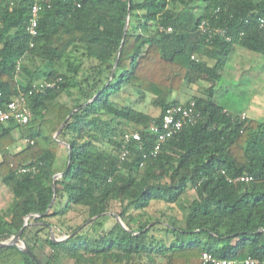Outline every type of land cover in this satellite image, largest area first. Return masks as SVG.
<instances>
[{
  "label": "trees",
  "instance_id": "trees-1",
  "mask_svg": "<svg viewBox=\"0 0 264 264\" xmlns=\"http://www.w3.org/2000/svg\"><path fill=\"white\" fill-rule=\"evenodd\" d=\"M33 3L0 0L2 102L61 80L28 96L26 124L0 123V177L13 195L0 209V240L16 235L29 216L21 238L34 255L5 246L0 264H215L203 252L236 264L262 260L264 121L229 113L215 88L237 47L264 56V0H50L36 37L28 32ZM208 15L225 35L198 30ZM35 59L45 66H30ZM204 81L209 86L186 101H196L201 120L150 157V126L184 103L174 93ZM126 86L138 90V102L150 95L160 114L112 99ZM15 129L26 140L19 151ZM132 130L144 144L132 143L121 162L123 136ZM22 166L35 171L21 173ZM243 174L253 180H235ZM154 205L163 207L153 214ZM72 213L84 222L99 217L81 228ZM110 216L113 225L103 228ZM52 232L70 236L57 241Z\"/></svg>",
  "mask_w": 264,
  "mask_h": 264
},
{
  "label": "built area",
  "instance_id": "built-area-1",
  "mask_svg": "<svg viewBox=\"0 0 264 264\" xmlns=\"http://www.w3.org/2000/svg\"><path fill=\"white\" fill-rule=\"evenodd\" d=\"M13 4V3H11ZM50 0H34L31 7V17L28 24V32L32 37L38 35V24L41 12L46 8L50 7ZM210 15V14H209ZM209 15L200 20L198 24V30L201 33L209 34L210 37L217 34L225 35L227 30L221 27L213 26ZM214 17V14L211 16ZM260 26L264 28V17L260 18ZM171 30V28H168ZM229 39V37H227ZM33 45V43H32ZM57 81H47L36 83L27 92H21L13 97V99L7 103H3V91L0 87V123L14 122L17 124H26L31 116L32 112L28 106V96L33 94L35 91H42L47 88H53L57 85ZM241 119L248 118L246 114L240 115ZM202 118V113L197 107L195 100L189 102L173 104L169 106L162 115L161 120L153 122L150 126L151 132L156 136L153 147L149 150L150 157H156L162 150L163 145L166 141L172 137L177 136L185 127L197 124ZM123 145L120 153V161L125 162L130 159L132 151L131 144L137 143L140 148L144 144V139L140 131L132 130L128 131L123 136ZM147 154L145 155V157ZM35 166H22L19 168V172H34ZM224 172V171H223ZM229 181L233 179L228 178ZM236 181L249 182L253 180V176L249 174H243L235 178ZM203 260L205 262H212L215 264H236L229 260H218L209 252H203ZM245 264H264V258L258 259H246Z\"/></svg>",
  "mask_w": 264,
  "mask_h": 264
},
{
  "label": "crops",
  "instance_id": "crops-1",
  "mask_svg": "<svg viewBox=\"0 0 264 264\" xmlns=\"http://www.w3.org/2000/svg\"><path fill=\"white\" fill-rule=\"evenodd\" d=\"M234 53L236 55L241 53L242 58H237L235 60ZM234 53V56L230 59L232 60V63H229L230 60L228 61L225 69L222 71V76L216 85L215 98L229 113L235 115L246 114L247 117L252 120L264 121V56L240 47H237ZM244 74H252L253 82H251V86L246 90H243L240 97H238L233 92L232 86L236 85V83L242 79ZM204 83L205 84H202L200 82L199 85L204 88L209 86L208 82L204 81ZM193 94L200 95L194 92H189L188 95H185L182 92L174 93L172 98L179 99L181 102H186ZM13 134L17 138L14 151H19L25 146L26 140L20 138L18 129H15ZM1 160L2 157L0 154V162ZM8 190L10 203L13 198V196L11 198V190L3 183L0 177V194H3L0 195V207L2 206V203H5L2 196L5 197ZM9 205L10 204H8L7 207Z\"/></svg>",
  "mask_w": 264,
  "mask_h": 264
},
{
  "label": "rangeland",
  "instance_id": "rangeland-1",
  "mask_svg": "<svg viewBox=\"0 0 264 264\" xmlns=\"http://www.w3.org/2000/svg\"><path fill=\"white\" fill-rule=\"evenodd\" d=\"M235 54V53H234ZM234 54L232 55V57L234 56ZM235 60L237 58H242V54L238 53L237 55L235 54L234 56ZM229 63H232V60L229 61ZM29 65L32 66L33 68H35L36 70L38 68H41V67H44L45 65L40 61V60H33L31 62H29ZM41 81V80H39ZM223 82V81H222ZM221 82V83H222ZM251 82H253V79H252V74H244L242 79L236 83V85L232 86L233 88V92L238 96L240 97V94L243 90H246L247 88H249L251 86ZM202 84H205L204 82H201ZM202 87L201 85H195V87H192L190 89H186L185 91H183V93L185 95H188L189 92H194V93H198V94H201L202 93ZM179 93H182V92H179ZM139 92L138 90L135 88V87H132V86H126L124 87L120 92H118L117 94H114L112 96V99L122 103V104H127V105H132V106H135L137 107L138 109L140 110H143L145 112H148L154 116H158L160 114V109L159 108H155L150 102H151V96L149 95L147 97V99L144 101V102H138V99H139ZM62 99L64 101H69V97L64 94L62 96ZM67 158V148L66 146L64 145L63 146V149H62V152H61V160H62V163L65 162ZM10 194H11V198H12V193L10 191ZM0 195H3V194H0ZM3 197V201L5 203H2V206L0 207V209H5L7 207L8 204H11V202L9 203L10 201V197H9V190L7 191V194L6 196H2ZM194 197V192L192 190H190L188 192V195H187V198L188 199H192ZM163 205H154L152 207V212L153 214L155 213V211L157 209H160L162 208ZM116 208H118V206H116ZM112 214L114 212H111ZM175 213L179 216V217H182V209L180 208V206L176 205L175 206ZM114 214H117V213H114ZM153 214H149V215H152L154 217ZM74 214H70L69 217L73 218ZM76 222H79V223H82L81 224V228H84L86 227V225L91 222V221H83L82 219H76V218H73ZM93 221V220H92ZM114 223V218L113 217H106L103 219V228H110ZM80 228V229H81ZM99 228V227H98ZM86 229V228H85ZM100 229V228H99ZM59 238H62V237H59ZM61 264H71L69 260L65 259L62 261Z\"/></svg>",
  "mask_w": 264,
  "mask_h": 264
},
{
  "label": "water",
  "instance_id": "water-1",
  "mask_svg": "<svg viewBox=\"0 0 264 264\" xmlns=\"http://www.w3.org/2000/svg\"><path fill=\"white\" fill-rule=\"evenodd\" d=\"M129 1H130V0H129ZM128 26H129V18L127 19V22H126L125 32L128 30ZM120 51H121V48H120ZM119 56H120V53H119L118 58H117V60H116V62H115L114 69L116 68V66H117V64H118ZM96 96H97V95H95L91 100H89V102H91ZM74 111H75V110H74ZM65 123H66V121L62 124V126L60 127V129L58 130V132L56 133V135L59 134V132H60V131L62 130V128L64 127ZM69 148H70V147H69ZM69 162H70V160H69ZM62 175H63V173L60 172V173H58L57 175L54 176V179H56L58 176H62ZM53 187H54V189H55V184H53ZM54 200H55V198H53V200H52V202H51V204H50L49 209L51 208V205L54 203ZM98 217H99V216H95V217L89 219L88 221H92V220H94V219H96V218H98ZM116 217L119 219V222L125 227L124 222L120 219V217H119L118 214H116ZM28 218H29V216H27V217L25 218V223H24L23 227L20 229V231H19L16 235H13L11 238H9V239H7V240H0V248L5 247V246H17V247H19L22 251H24V252H26L27 254H29L30 256L34 257V255H33V253L31 252V250L27 247V245L25 244V242H24V241L22 240V238H21V234H22L24 228H25V227L27 226V224H28ZM69 236H70V235L64 236V237H62V238H57V237H55L54 233L52 232V237H53V239H55V240H57V241L65 240V239H67Z\"/></svg>",
  "mask_w": 264,
  "mask_h": 264
}]
</instances>
